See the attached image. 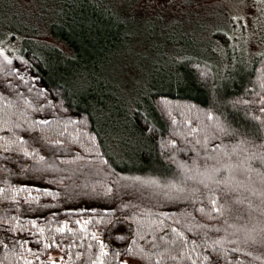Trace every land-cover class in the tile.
<instances>
[{"label": "trees", "instance_id": "1", "mask_svg": "<svg viewBox=\"0 0 264 264\" xmlns=\"http://www.w3.org/2000/svg\"><path fill=\"white\" fill-rule=\"evenodd\" d=\"M138 1L0 0V264H264V25Z\"/></svg>", "mask_w": 264, "mask_h": 264}, {"label": "rangeland", "instance_id": "2", "mask_svg": "<svg viewBox=\"0 0 264 264\" xmlns=\"http://www.w3.org/2000/svg\"><path fill=\"white\" fill-rule=\"evenodd\" d=\"M16 1L25 4L32 0ZM138 5L155 12L156 15L151 16H148L150 13H141V16L147 18V20H153L154 17V21L157 20L160 23H163L161 21H165L166 24L174 21H179L182 24L186 23V28L184 27L185 30L183 31L186 32V37H189L188 35L192 33H196L195 36L202 38L199 34H203L199 31L200 24L196 23V21L202 20L205 13L207 14V12L212 11L214 8L218 10L219 16L231 15L234 19L242 20L248 29L251 27V17L253 15L256 23H259V20H261V25H264V0H139ZM141 16H137L138 19L129 20L132 23H129L128 27L138 31L140 26L139 18ZM204 21L208 20H202V22ZM165 23L162 25L166 26ZM155 29H159V26L155 27ZM174 31L176 32H173L174 38L181 37L178 31L175 29ZM250 48L252 49V47ZM256 49L257 47L254 46V50Z\"/></svg>", "mask_w": 264, "mask_h": 264}]
</instances>
